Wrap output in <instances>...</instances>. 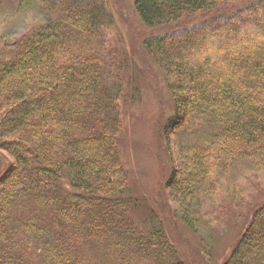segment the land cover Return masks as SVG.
<instances>
[{
	"label": "trees",
	"instance_id": "trees-1",
	"mask_svg": "<svg viewBox=\"0 0 264 264\" xmlns=\"http://www.w3.org/2000/svg\"><path fill=\"white\" fill-rule=\"evenodd\" d=\"M134 3L146 27L203 17L178 35L188 43L201 34L209 45L218 39L212 34L216 27L264 10V0ZM238 4L231 19L206 21L210 13ZM69 6L71 25L34 28L32 35L13 41L0 62V149L13 160L0 180V264H184L167 258L171 247L163 237L156 253L160 232L143 237L125 211L127 177L116 144L123 83L119 75L110 77L118 55L105 36L113 17L104 0L85 5L72 0ZM255 24L263 27L254 44L257 56L235 64L237 79L224 66L205 70L210 58L203 65L196 59L186 63L181 54L172 63L163 45L175 43V34L145 41L149 54L160 57L153 59L175 109L166 128L184 119L164 136L172 178L179 179L169 182L171 196L179 201L178 210L186 205L181 216L189 217L186 201L192 206L203 198L206 186L220 180V170L225 175L243 167L264 176V22ZM244 28L254 27L247 23L233 30ZM94 72L104 75L102 92ZM187 95L188 105L182 98ZM192 126H206L207 134ZM73 175L77 182L70 185ZM260 206L224 264H264V201Z\"/></svg>",
	"mask_w": 264,
	"mask_h": 264
},
{
	"label": "rangeland",
	"instance_id": "rangeland-1",
	"mask_svg": "<svg viewBox=\"0 0 264 264\" xmlns=\"http://www.w3.org/2000/svg\"><path fill=\"white\" fill-rule=\"evenodd\" d=\"M79 1L85 5L87 0ZM104 2L113 17L112 26L105 31L108 45L119 60L131 64V70L123 72L126 86L119 101L122 128L116 144L127 177L126 196L129 200L134 199L131 206H143L147 211V216L143 212L138 214L142 221L137 224L133 219V223L139 230L151 225L162 226L171 247L167 251L170 260L184 264H224L237 249L252 214L264 201L259 195L264 189V176H256L253 169L243 167L239 170L235 168L229 175H224L220 170L218 175L221 178L216 179L215 194L210 203L200 205V216L192 212L189 217L186 215L180 220L179 201L165 187L172 168L168 163L171 150L167 145L165 152L163 143L167 134L166 122L175 118V109H172L173 102L156 69L154 59L158 61L160 57L155 52L149 54L145 49V41L160 35L175 34L173 38L177 43L168 40L163 45L172 63L177 64L175 56L181 54H184L182 58L186 63L188 59H196L203 65L210 58V66H205V70L224 66L231 69L237 79L234 66L239 60L252 61L256 58L257 48L254 44L261 37L263 27L252 21L253 14L245 15L223 29L216 27L212 34L218 39L211 45L200 40L201 34L199 40L193 35L187 43L185 38H179V31L188 26L190 18L151 28L141 22L134 0ZM17 5L16 0H8L3 9L0 8V62L8 58L13 41L17 42L27 34L32 35L35 31V25H32L42 21L40 7L34 12L17 9ZM247 23L254 28H244L243 32L233 30L241 29ZM189 64L195 65L193 61ZM171 71L177 75V68L172 66ZM173 98L176 103L178 99ZM205 128L192 126V131L201 129L207 134ZM205 138L202 136L201 142ZM12 164V158L0 149V180ZM238 164L245 165L240 161Z\"/></svg>",
	"mask_w": 264,
	"mask_h": 264
},
{
	"label": "bare ground",
	"instance_id": "bare-ground-1",
	"mask_svg": "<svg viewBox=\"0 0 264 264\" xmlns=\"http://www.w3.org/2000/svg\"><path fill=\"white\" fill-rule=\"evenodd\" d=\"M7 1L8 0H0V6L3 5L4 2H7ZM70 2H72V0H70V1H65V0H22L17 5V9H27V10H31V11L35 12V10H37L40 7L41 13H42V15L40 14V18L42 19V21H40V22H42V23L36 25L34 28L42 27V26H45V25H48L49 28H53V25H57V26L71 25V19H70L69 15H68L69 7H70L69 3ZM97 2H99V4H100V0H97ZM239 6H240V4L226 6V7L222 8L218 12L216 11V12L210 13L209 15L206 16V18H207L206 21H210V20L216 19V18H222V19H225V20L231 19L232 17H230V18H227V17L231 13H233ZM43 10H45L46 13H44ZM31 11H28V12H31ZM44 15H46V18L44 17ZM201 18H203V17L190 18L188 26L183 28V29H186V28H189V27H195L197 25V22H199L201 20ZM252 21L253 22L257 21V23L258 22H264V10H258L257 9V12H255L252 15ZM172 24H175V23H172ZM161 36H165V35H160V36H156V37H161ZM153 38H155V37L149 38L148 40L153 39ZM61 44H66V42L64 40H61ZM72 45L75 47V42L72 43ZM115 61L116 62H114L113 65L111 66L112 67V71H111L110 77H115L116 75H119V78L122 80V83H123V88L122 89L124 90L126 84H125V81H124V78H123V72H129L131 70V64L128 61H123V60H119V59L118 60L115 59ZM92 75L97 77L96 78L97 80L93 81L96 84L95 87L98 88V90H100L102 92L103 91L102 82L104 80V75H101L100 72H94ZM111 88H115V90H116L117 86H113ZM174 94H176V93L174 92ZM182 96H184V95H182ZM182 98L185 99L186 101H188L187 105L189 104V100L188 99L189 98H190V100L192 99L188 95L185 96V98L184 97H182ZM120 115H121V122H122V112H121V110H120ZM183 120L184 119H180L178 122H175L173 125L168 127L167 132H169L171 130V128L175 127L176 125L181 123ZM123 123H124V118H123ZM118 158H119L120 168H121V170H123L120 151L118 152ZM69 163L71 164V161H69ZM174 163L176 164L177 160ZM60 166H61V164H60ZM171 168L173 169L172 166H171ZM172 169H171V172H170V178L168 177L169 178L168 181L166 180V182H165L166 189H168L171 192H172V189L170 187L169 182L171 183V186H172L176 181L179 180V179H173L172 178ZM230 173H231L230 169H228L225 172V174H228V175ZM76 177H77L76 175L71 176L68 179V184L73 185L75 182H77L76 181ZM215 182H216V180L212 181L211 183H209L206 186V190L204 192V197L201 198L199 201L192 202V206H189V200L186 201L187 205H188L187 208H188V210L190 212V215H191L192 212H195V214H196V212L198 211L200 205H203L204 203H210V201H211L210 199H212V196L215 194V190H216V183ZM127 190H128V188H127ZM127 190H126L125 194L123 195V197L125 198V202H126L125 203V211H126V214L129 213L128 217L130 218V220H132V222H133V219H135L136 223L138 224L140 221H142L141 219L138 218V214L140 212H143L145 214V212H147V211L143 208V206H139L138 207V206H136V204L131 206V204L133 203L134 199L129 200L127 198V196H126ZM73 191H75V190H73ZM128 193H129V191H128ZM259 195H260L261 199H264V193L263 192H259ZM185 206L186 205H184L181 208V213H182V211H183ZM185 216H186V214H183L181 216L180 220L182 221L185 218ZM134 226L136 227L135 224H134ZM156 228H159V230L158 229H154L153 226H150V227L147 226L143 230H139V229L136 228V231L142 232L141 233L142 236L147 238V239H149V237H148L149 233L155 234V233H157V231L160 232L159 236H158L157 247H156V253H157L160 250V242L162 241V237L166 240V242H167V238H166V235H165V232H164V229H163L162 226L156 225ZM135 262H137V261H135Z\"/></svg>",
	"mask_w": 264,
	"mask_h": 264
}]
</instances>
